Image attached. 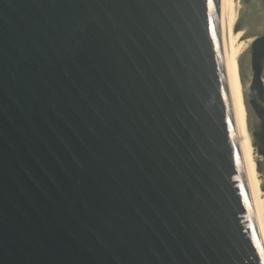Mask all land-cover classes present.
<instances>
[{
  "label": "water",
  "instance_id": "obj_1",
  "mask_svg": "<svg viewBox=\"0 0 264 264\" xmlns=\"http://www.w3.org/2000/svg\"><path fill=\"white\" fill-rule=\"evenodd\" d=\"M264 0H0V264H264Z\"/></svg>",
  "mask_w": 264,
  "mask_h": 264
},
{
  "label": "bare ground",
  "instance_id": "obj_2",
  "mask_svg": "<svg viewBox=\"0 0 264 264\" xmlns=\"http://www.w3.org/2000/svg\"><path fill=\"white\" fill-rule=\"evenodd\" d=\"M262 238H263V240H264V234H262Z\"/></svg>",
  "mask_w": 264,
  "mask_h": 264
}]
</instances>
